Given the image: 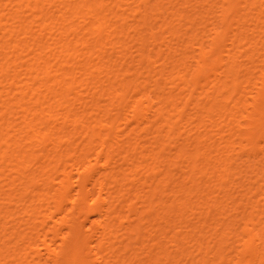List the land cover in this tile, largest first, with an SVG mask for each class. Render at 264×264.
Listing matches in <instances>:
<instances>
[{
  "label": "bare ground",
  "instance_id": "obj_1",
  "mask_svg": "<svg viewBox=\"0 0 264 264\" xmlns=\"http://www.w3.org/2000/svg\"><path fill=\"white\" fill-rule=\"evenodd\" d=\"M195 196L217 217L179 238ZM193 240L189 264H264V0H0V264H182Z\"/></svg>",
  "mask_w": 264,
  "mask_h": 264
},
{
  "label": "rangeland",
  "instance_id": "obj_2",
  "mask_svg": "<svg viewBox=\"0 0 264 264\" xmlns=\"http://www.w3.org/2000/svg\"><path fill=\"white\" fill-rule=\"evenodd\" d=\"M135 55H136V54H134L133 56H135ZM144 64H146V62H145ZM77 90H78V92L80 91L79 94H82V91H81L82 89H81V88H78ZM86 94H87V92H84V94H83V95L85 96V99H84L85 101L87 100V98H89L88 96L86 97ZM83 98H84V97H83ZM87 101H89V99H88ZM195 124H196V123H195ZM212 125H213V124L208 125V127H207V129H206V132H208V131L210 132L209 129H211V126H212ZM214 126H216V125L214 124ZM151 128H152V127H151ZM153 128H156V126L154 125ZM153 128L150 129V130H152V131H150V133L153 132V130H154ZM213 128H215L214 131H213ZM216 129H217V127H213V126H212V129H211V132H210V133H212V132H213V133L210 134V136H211V135L213 136V135L217 134V132H215ZM207 130H208V131H207ZM147 132H148V131H147ZM209 132L207 133V136H209ZM162 135H163V134H162ZM225 135H226V136H225ZM210 136H209V137H210ZM212 136H211V137H212ZM224 136L226 137L225 139H227V138H228V133H225ZM215 138H216V136H215ZM215 138H214V136L211 138V139H212V142H214V144H215V143L218 144L220 141H222V139L220 138V135H218V137H217L218 141H217ZM220 139H221V140H220ZM213 140H216V142L213 141ZM142 141H143V140H141V142H142ZM178 141L181 143L182 140H178ZM178 141H177V144H175L176 142L174 141V142H173V146H174V145H175V146H178V145H179ZM143 143L146 144V141L143 142ZM217 144H216V145H217ZM170 145H171V144H170ZM211 145H212V144H211ZM221 145L223 146V144H221ZM209 146H210V144H209ZM212 146H213L214 148L222 147V146H220V145L217 146V147H215V145H212ZM170 147H171V146H170ZM213 147H212V148H213ZM171 148H172V150L175 152V149H173V148H175V147H171ZM173 151H172V153H174ZM223 152H224V151H223ZM223 152H222V154H223ZM223 156H225V152H224V155H223ZM172 158H173V155H172ZM148 160H149V158H148ZM172 160H173V159H172ZM242 160H243V159H242ZM242 160H241V162H238V164H239V168H240V166H241V170L245 168V167L242 166V163L244 162V160H243V161H242ZM173 161H174V160H173ZM147 163H148V161H147ZM149 163H150V162H149ZM176 164H177L178 167L176 166ZM176 164H175L176 167L174 166L173 169H172V167H171V169H172V173H175V172L178 173V174L175 173V174L173 175V176H174L173 179H174L175 181H173V183H172L173 185H171V188L173 187L171 190H172V192L174 193L175 197L177 196V199H176V200H178V194L180 193V192H178V191H180V190H177V188H178L177 186H179L178 189H180V187L182 186L181 188H183V190L186 191V190H188V188L191 187V185H190V187H189L188 183H189V184H192V183H191V180H190L189 182H187L189 179H186L187 176H188V175H187V176L185 175V174L187 173V171H186V170H187V167H186V169H185V165H186V164H185V165H184L183 163H180V164L176 163ZM144 165H145V164H144ZM180 167H181V168H180ZM174 168H175V169H174ZM177 168H178V169H177ZM180 169H181V170H180ZM184 169H185V170H184ZM173 170H174V171H173ZM179 170L182 172V174H180L181 172H180ZM184 171H186V173H185ZM141 172H142V171H141ZM183 172H184V173H183ZM141 174H142V173H141ZM179 174H180V177H182V175H184V176H183L182 178H180V177H179ZM187 174H188V173H187ZM143 175H147V172L143 171ZM250 176L252 177V175H250ZM184 177H185V178H184ZM176 178H179V179H176ZM183 179H184L185 181H183ZM253 179H254V178L252 177V180H253ZM177 180H179V181H177ZM208 181H210V182H209V188L205 187V184H204V183L206 182V180H204L203 183L201 184V185L204 184V185H203V186H204V189H203V186H201V191H202V192L200 191V192H201V193H200V196H201L202 194H206V193H208V192H212V191H213L212 189L215 188V189H214L215 191H214V193H213L214 195L211 194L210 198H212V199H213V198L220 199V198H221V195H223V191H222V190H219V188H216L217 186H216V184H215L216 182H215L214 180L211 179V180H208ZM176 182H177V183L181 182V183H180V184H177ZM182 182H185L188 188L185 186V183H183V185L185 186V187H183ZM212 182H214V183H212ZM251 182H253V181H251ZM211 183H212L213 185H212ZM174 184H176L177 186L174 185ZM174 186H176L177 188H176V187L174 188ZM174 189H175V190H174ZM185 189H186V190H185ZM205 190H206V191H205ZM210 190H211V191H210ZM216 190H217V191H216ZM207 191H208V192H207ZM177 192H178V193H177ZM186 192H187V191H186ZM217 192H218L219 194H218ZM176 193H177V194H176ZM221 193H222V194H221ZM217 194H218V195H217ZM170 195H172V194H170ZM180 195H181V196H180ZM212 195H213V196H212ZM216 195H217V197H216ZM179 196H180V197H184L185 194L182 196V194L180 193ZM191 196H192V195H191ZM196 197H198V198H196ZM219 197H220V198H219ZM194 200H195V203L192 202V201H194ZM197 200H199V201H197ZM219 201H221V200H219ZM137 202H138V201H137ZM139 202H140V201H139ZM139 202H138V203H139ZM190 202L192 203V205H191V203H190V205H187L186 208L181 209V210H178V208L176 207L177 209H176V210L174 211V213H173V220H176L175 222H178L179 219H181L183 222L185 221V222L182 223V225H181V226H183V227L179 226L180 228H177V229L173 230V234H174V232H176V231H179V232H180V231L182 230V231H181V232H182V235L180 234V235L178 236L179 238H180V236L183 237L184 235H186V233H188L190 230H193L194 227H196V226L198 227L199 224H204V223L206 222L205 225H208V224L211 225V224L213 223V219H212V218H214V217L216 218V217H217V214H216L217 211H216L215 209H211V210H213V211H212L213 214L211 213V215H210L209 217H206V214H205V216H204L203 213H200V212H202L204 209L207 210V206H205L206 204H204V203L201 204V200H200L199 196H195V199L193 198V200H191ZM198 203H199V204H198ZM176 204H177V202H176ZM197 204H198V205H197ZM203 204H204V205H203ZM139 205H140V203H139ZM201 205H202V206H201ZM188 206H189V208H191V209L187 208ZM191 206H193V208H192ZM197 207H198V208H197ZM199 207L201 208V210H200ZM203 207H204V208H203ZM205 207H206V208H205ZM187 209H189V210H187ZM177 210H178V211H177ZM190 210H192L193 212L190 211ZM195 210H197V211H195ZM206 210H204V213H205ZM179 211H180L182 214H181V213L179 214ZM185 211H187V212H185ZM189 213H190V214H189ZM198 213L203 214L202 217L204 216V218H202ZM183 214H186V215H189V216L184 217V216H186V215L182 216ZM195 214H196V216H195ZM178 215H181V217H179ZM214 215H215V216H214ZM176 216H177V217H176ZM195 217H196V218H195ZM198 217H199V218L201 217V219H199ZM211 217H212V218H211ZM178 218H179V219H178ZM182 218L186 219L187 221L184 220V219H182ZM205 218H206V219H205ZM207 218H208V220H209V218H210L212 221L210 220L209 223H207V222H208V221H207ZM215 218H214V219H215ZM192 219H194V220H192ZM204 219H205L206 221H205ZM146 220H147V218H146ZM195 220H196V222H195ZM198 220H201L202 222H201V221H198ZM189 221H190V222H189ZM191 221H192V222H191ZM186 222H187V223L189 222L188 225H187ZM190 223H191V225H192V224H193V225L191 226ZM197 223H198V225H197ZM153 224H155V223H151V224L147 225L148 228H146V226H145V230H146V231L148 230L147 232H151V233H150L151 235L154 234V235L156 236L157 234H155L154 231L157 229V228H156L157 224H155L154 227H153ZM183 224H184V225H183ZM194 224H195V226H194ZM150 225H152V226H150ZM185 225H187V226H185ZM190 226H191V227H190ZM151 227H152L153 230H152V229H151V230L149 229V228H151ZM185 227H187L188 229L185 228ZM154 228H156V229L154 230ZM181 228H182V229H181ZM189 228H190V230H189ZM183 229H186V230H183ZM142 243H143V242H142ZM142 243H141V241H139V246H140V244L144 246V244H145L146 242L143 243V244H142ZM193 243H194V240L191 241V242L189 241V242L185 243V244H186L185 247H187V251L190 252V254L192 253V254H191L192 259L190 258V259H188V260H184V261H182V264H183V262L185 263L186 261H187L186 264H189L190 261H193V260H194V261L196 262V261L198 260V258H199L198 253L194 250V247L191 246ZM147 244H148V243H147ZM147 244H146V245H147ZM150 244H152V242H150V243L148 244V246H149ZM188 247H189V248H188ZM174 248H176V247L171 248V249H173V250H171L172 253L177 251V250L174 249ZM192 249H193L195 252H193ZM190 250H191V251H190ZM196 253H197V254H196ZM193 256H194V257L197 256V257L194 258ZM193 258H194V259H193ZM196 259H197V260H196ZM194 261H193V262H194Z\"/></svg>",
  "mask_w": 264,
  "mask_h": 264
}]
</instances>
